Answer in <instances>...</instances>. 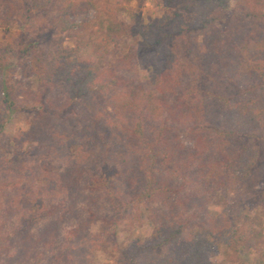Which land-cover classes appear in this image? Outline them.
Listing matches in <instances>:
<instances>
[{
    "label": "trees",
    "instance_id": "trees-1",
    "mask_svg": "<svg viewBox=\"0 0 264 264\" xmlns=\"http://www.w3.org/2000/svg\"><path fill=\"white\" fill-rule=\"evenodd\" d=\"M20 1L0 0L1 24L16 14L26 19L31 9L53 11L55 25L64 32L85 26L71 19L75 7L97 8L93 0H29V7ZM184 1L187 19L178 10L147 29L138 22L128 30L121 22L92 21L88 27L102 31L98 39L69 49L56 44L42 53L44 75L35 90L0 79V139L4 121L25 109L36 110L50 125L67 121L72 126L60 132L45 128L48 139L57 136L50 147L60 155L62 172L29 182L0 180V191L15 190L11 204L0 208V258L49 245L56 236L49 228L54 222L38 226L44 202L58 189L60 197L74 192L84 172L86 187L102 189L113 209H128L125 222L136 214L139 221L145 210L152 223L149 236L118 249L117 264H212L215 247L235 249L253 240L251 218L231 223L241 217L238 200L218 216H211L207 206L221 190L242 188L249 197L263 183L264 0H234L242 14L230 13L228 0ZM123 35L140 37V48L101 66ZM176 39L183 43L185 59L177 64L171 50ZM0 50L10 52V47ZM145 53L166 61L156 71L155 91L145 90L130 67L133 56ZM61 89L64 96L56 94ZM0 162V177L13 170L12 162ZM46 208L49 218L61 216L57 207ZM86 220L62 235L63 264H90L88 251L104 243L91 233L92 220Z\"/></svg>",
    "mask_w": 264,
    "mask_h": 264
},
{
    "label": "rangeland",
    "instance_id": "rangeland-1",
    "mask_svg": "<svg viewBox=\"0 0 264 264\" xmlns=\"http://www.w3.org/2000/svg\"><path fill=\"white\" fill-rule=\"evenodd\" d=\"M93 1L97 6L96 9L81 10L75 7L71 17L77 23L85 21V26L64 32L55 25L53 11L44 13L31 9L26 19L16 14V18L10 23H0V48L10 47V52L2 53L0 50L2 69L0 79L7 83H20L27 89L35 90L39 77L44 75V68L39 60L42 53L52 52L56 44L69 49L92 38L98 39L102 31L98 28L92 30L88 25L101 18L106 20V23L107 20L124 23L128 26V30H133L137 22L147 29L161 17L173 14L178 10L182 12L184 18L189 17V13L185 10L187 4L184 0H132L129 4H117L116 0ZM20 3H23L25 7L30 5L29 0H22ZM228 4L231 8L230 13L242 14L245 12L244 9L243 11L242 8L235 6L234 0H228ZM23 8L21 7V10ZM140 40V37L136 35L119 37L117 43L110 46L106 58L100 61L101 66H106L114 60L126 56L131 49L137 51V48H140L138 45ZM171 44L173 45L171 50L176 59V63H174L177 64V60L184 62L182 41L176 39ZM165 53L168 54L166 51ZM162 60L164 57L159 59L158 55L149 53H145L143 56L136 55L130 59L133 74L137 73L145 90L155 91L156 71L166 63ZM56 94L64 96V91L61 89L56 91ZM43 119L37 115L36 110L25 109L13 113L4 121L0 139V161L1 159L2 162L5 161L4 165H10L12 162L13 170L7 175L3 174L0 180H5L6 177L9 180L24 178V182H29L35 176L47 174L53 177L62 172L64 164L60 155L53 152L55 147H50L51 144L57 142V136L55 135V138L51 140L48 139L46 129L51 128V130L59 132L64 129L70 131L72 126L65 125L67 121L63 124L58 122L55 125H50V121H43ZM31 135V139H28ZM35 149L37 150L34 151ZM68 150L69 154H72V147ZM39 153H43V156L38 157ZM87 179V174L84 172L79 178L77 189L74 192L62 194L60 197L61 192L58 189L56 190L58 195L49 194L47 196L42 207L44 211L40 216L42 222H39L38 226L54 222L55 225L49 228L54 229L56 236L48 242L49 245L30 248L29 255L25 249L20 248L15 251L16 254L10 257L3 255L0 258V264H63L60 258L63 246L62 235L70 230L71 225L85 222L87 218L92 220L89 226L91 233L100 234L104 239L101 247L88 251L87 256L90 264H117L119 248L127 247L130 241L135 238L143 239L150 235L152 223L147 218L145 210L142 211L144 215L139 221L136 219V217L138 218V214H136L132 221L125 222L122 216L127 215L128 209L123 208V210L121 206L113 209L105 199L102 189L94 191L95 189L90 190L89 187H86L89 185ZM262 182L255 196H243L242 188L221 190L212 195L207 206L211 216H218L228 204L238 200L241 217H234L231 223L233 226L240 225L244 222L243 216H248L253 220L254 225L251 242L235 247V249L225 246L215 247L210 254L212 264H264V179ZM14 194L15 190L10 187L0 191V208H7L11 204ZM53 196H57V198L54 199ZM74 196L78 199L74 200ZM47 205L57 207L56 210L61 216L57 215L56 219L49 218V215L46 216L50 212L46 208ZM58 208L61 209L58 210ZM115 220L116 223H114ZM7 224L9 225V222ZM32 233L38 236L36 229H33ZM19 250L25 253L23 259H21V255H18L21 253Z\"/></svg>",
    "mask_w": 264,
    "mask_h": 264
}]
</instances>
